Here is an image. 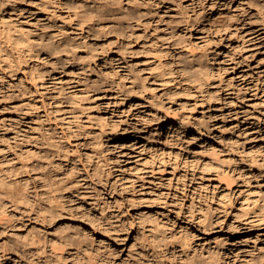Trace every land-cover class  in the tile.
<instances>
[{
  "label": "rangeland",
  "instance_id": "rangeland-1",
  "mask_svg": "<svg viewBox=\"0 0 264 264\" xmlns=\"http://www.w3.org/2000/svg\"><path fill=\"white\" fill-rule=\"evenodd\" d=\"M2 1L0 40H3L5 51L0 50V180L7 184L4 189L10 191L14 187H10L12 185L9 183L15 178L19 158L26 157L31 148V133H48L54 142H58L60 149L64 147L70 155L73 154L72 158H75V154L71 145L77 147L80 159L76 158L75 161L82 172L77 184L81 187L78 202L86 201L93 205L103 223L101 228L93 227L85 219L72 214L62 223L54 224L50 233L63 226L88 235L97 249L92 252L96 254L97 264H222L225 261L232 264L230 262L235 258L236 264H264V222L259 219V216L264 217V172L262 178L248 183L241 179L235 183H226L223 178L211 179L210 174L203 171L204 160L207 159L206 145L210 142L205 136L192 141L193 136L197 135L187 133L179 138L174 130L161 129L159 136H153L149 129L143 140L123 142V139L116 138L112 129L113 124L117 125L121 133L126 129L125 120L129 124L135 122L132 118L141 121L143 116L155 113L163 117L167 112L170 117L176 113L187 117L200 132H204L200 125L216 124L222 127L223 118H250V122L259 119V123L250 126L254 131L259 129L262 134L264 63L258 68L255 66L258 60L264 58V34L251 42L253 35L249 32L252 28H259L264 33V28L260 26L256 10L249 2L253 0H226V3L232 1L226 7L229 10L224 8V0H218L212 11L205 10L206 14L201 13L199 7H196L193 14H188L191 20H198L195 21L193 31L183 29L176 33L182 36L189 33L190 37L188 34L185 39L198 49H208L206 65L211 78L202 87L192 86V90L187 93L185 87L190 85L180 83L182 79L177 73L181 58L178 57L179 51L170 45L171 40L168 41L170 43L164 41L170 36L168 32H165V37L168 36L166 38L161 37L159 30L149 32L146 44L159 45V51L166 55L163 61L176 72L173 76L168 73L163 78H159L152 70V59L145 57L147 48H143L141 40L130 44L124 33L111 29L112 24H105V28L96 26L90 31L78 30V33L70 34L69 39L81 46L80 54L88 50L109 53L106 65L121 67L118 73L120 80L117 82L120 81L123 91L130 89L132 76L145 80L144 85L149 92L152 89V94L146 92L145 96L154 95L161 108L153 107L152 112L147 107L139 108L141 111L133 109L130 117L126 114L129 106L134 105L135 108L136 103L141 102L126 99L123 104L121 96L115 98L113 91L104 95L102 91H97L98 88L91 87L95 85L94 82L98 87L107 79V72L99 66L101 61L97 62L98 67L92 64L91 68L86 69L65 67L51 78H38L33 67L35 61L29 58L27 52L19 54L4 39L5 29L17 18L11 8L2 6ZM140 1L116 0V7L124 8L130 2ZM173 1L174 8L178 6L176 2L185 6L191 2ZM242 9L245 11L243 16ZM168 14V9L161 13L166 22L173 20ZM229 15L235 18L229 20ZM243 18L246 23L249 22L248 25H244V22L241 24ZM215 21L226 30L219 32L213 24ZM256 49L261 52L255 55V62L250 58L249 63L252 75L260 77L261 81L257 92L253 89L246 91L237 78V71L247 69L235 67V62L240 57L249 56ZM217 51L221 55L215 56ZM122 53L123 61L110 64L113 56L120 58L119 54ZM226 53L228 62L225 63L223 57ZM231 56L234 61L230 60ZM127 67L133 72L128 73ZM221 67H226L227 73ZM231 78L232 83L229 82ZM60 99L62 110L58 111L57 107L60 106L57 100ZM114 102L118 105H113ZM173 111L175 114L171 116ZM69 128L74 135L73 139L69 141L70 146H62L63 137L66 134L69 136ZM262 139L264 142V136ZM244 150L248 151L247 146ZM88 156V163L92 167L87 166ZM80 162L87 166L88 174H84ZM95 166H99L97 171L101 172L103 181L93 177ZM191 166L198 169L195 182L200 190V194L198 190L194 196L193 203L191 195H186V198L183 196L181 184L171 179L172 170L175 169L174 173L180 175ZM139 172L145 175L142 177ZM229 174L232 175V172ZM233 176L237 178V175ZM211 183H218L217 186L221 187H216L214 194ZM228 190L235 192L231 200L229 196H224ZM26 224L24 234L31 229V225ZM14 243L16 239L12 231L0 230V264H31L23 259L15 262V259L7 256L4 249ZM146 252H149L147 257Z\"/></svg>",
  "mask_w": 264,
  "mask_h": 264
},
{
  "label": "bare ground",
  "instance_id": "bare-ground-1",
  "mask_svg": "<svg viewBox=\"0 0 264 264\" xmlns=\"http://www.w3.org/2000/svg\"><path fill=\"white\" fill-rule=\"evenodd\" d=\"M210 1L197 0V2H194L191 0L187 6L182 5L181 2H176L178 6L174 8L175 2L173 0H141L138 3L130 2L129 5L123 8L122 6L116 7V0H3L2 6L5 5L11 8L17 18L13 24H9L8 29L4 28L6 30L4 39L9 45H13L19 54L27 52L29 58L35 61L33 67L38 78L42 80L51 78L54 73L65 67L86 69L91 68V64L98 67L97 62L101 61L102 64H99V66L103 68V71L107 72V79L103 80V83L98 87L96 82H94L96 86L91 87L98 88L97 91H102L103 94L105 93L104 95L113 91L116 95L115 98L121 96L120 100L123 99V104L126 99L141 102L140 104L136 103L135 108L134 105L129 106L126 114L130 117L133 109L137 110L147 107L148 111L152 112L153 107L156 109L161 108L157 104L154 95L145 96L146 92H149L144 85L146 81H141L137 76H132L133 84L131 83L130 89L123 91L120 81L117 82L120 80L118 73L121 67L114 68L112 65L109 67L106 65L107 54L109 53L107 51L88 50L80 54L81 46L70 40L69 35L78 33V30L79 32H83L85 29L90 31L96 26L105 28V24H112L111 29L121 34L124 33L130 44L141 40L143 48H147L145 57L152 59V70L157 73L159 78H163L168 73L173 76L172 74L176 72L171 69L166 61H163L166 55L159 51V45L153 43L147 46L146 44L149 32L159 30L163 38L168 37H165V32H168L170 36L164 41L168 42L171 40L172 44L170 45L179 51L178 57L180 56L181 58L178 61L177 73L180 74L179 77L182 79L180 83H189L190 87H185V93H187L192 90V86L202 87L209 80L211 75L209 76V67L206 65L209 51L203 47L198 49L191 41L187 40V38L185 39L189 33L182 36L180 33V35H177L176 32L177 30L181 32L183 29V31L192 30L197 19L191 20L189 17L191 14L189 13L193 14L196 7H199L201 9L199 11L203 14H206V9L212 11L219 1ZM224 1V8L228 7L232 2L226 3V0ZM249 2H251L252 8L256 10L255 14L260 20V26L264 28V0ZM164 9L165 11L168 9L170 12V15H168L173 18V20H169L170 22H166L165 17L162 18L161 16ZM241 11V16H243L245 11L244 9ZM229 16V20L235 18L234 15ZM196 18L199 17L196 16ZM245 20V18L240 20L241 24L244 22V25H248L249 22L246 23ZM213 24L219 32L226 30L216 21ZM261 30L259 28L258 30L256 28L250 30V35H253L251 42H255V40L263 36L264 33ZM2 42L3 40H0V50L4 52ZM256 50L251 52L249 56L242 59L240 57L239 60L236 59L235 62V67L239 66V69H247L237 71V78L241 81L242 88H245L246 91L253 89L257 92L261 81L260 77L255 78L252 75L249 63L250 58L254 59L253 62H255V55L261 52ZM227 53H229V50H227ZM227 53L223 57L225 63L228 62L226 60ZM218 55L221 54L217 51L215 56ZM119 56L120 58H114L113 56L110 64L124 60V53L119 54ZM232 56L230 60L234 61L235 59ZM263 63L264 58L258 60L255 67L258 68ZM221 70L226 73L228 71L226 67ZM126 71L128 73L133 72L128 67ZM232 81L233 78L229 82L232 83ZM151 92H149L150 95L152 94ZM57 104L60 106L57 107V110L61 111V99L60 101L57 100ZM113 105L117 106L118 104L114 102ZM107 110L108 107L106 108ZM139 110L141 111V109ZM167 110L165 109L164 111ZM173 112L170 113L171 116L175 114ZM168 115L167 112L163 117L152 113L143 116L141 121H136V118H132L131 120H135V122H129V124L125 120L126 129L122 130L121 133L117 130V125L113 124L112 129L116 138L123 139V142L131 139L134 141L143 140L144 134L149 132V129H151L150 134L153 133V136H159L161 129L174 130L179 135V138L184 137V134L187 133L189 135H197L193 136L194 138L192 137V141L205 136L210 142L206 145L205 157L207 159L204 160L203 171L210 174L209 178L216 180H222L221 178H223L226 183H235V181H238L237 179H241L244 182L247 180L248 183L263 177L264 142L262 138L264 132L261 134L259 129L254 131V128L250 126V124L259 123L258 118V120L253 119L251 122L249 121L250 118H237L235 116L236 118L229 119L230 121L223 118L221 121L223 123L222 127H217L216 124L212 126L208 124L200 125L204 131L200 132L197 127L190 123L187 117L178 116L177 113L172 117ZM229 125L231 126L228 128ZM34 134H37V136H34ZM68 135L66 134L63 137L62 146H70L69 141L74 136L70 128ZM255 135L257 137H254ZM64 141L66 144H64ZM30 143L31 148L27 156L19 158L18 169L14 174L15 178L9 183V185H12L10 187L14 186L13 189L10 191L5 190L4 187L7 184L4 183V180H0V230L7 229L12 231L16 239V243L10 245L4 251L7 256L15 259V262L17 259H23L31 264H97L96 254L92 253L97 249L93 246L88 235L81 233L77 229L63 226L58 231L50 233L54 224L62 220L65 221L72 214L85 219L93 227H103L102 219L97 209L86 201L78 202L79 195H81V187L77 184L79 177H82V172L75 161L76 158L80 159L77 147L71 145L75 154V158H72L73 154L70 155L68 151L64 150V147L60 149L58 142H54L52 136L39 131L31 133ZM246 146L247 152L244 150ZM88 160L89 156L87 163ZM87 166L92 167L90 163ZM87 166L80 162V167L84 174L89 173ZM97 169H99V166L93 168V177L103 181L101 172L97 171ZM175 171V169L172 170L171 179L174 178L177 183L181 184L183 196L186 198V195H191L190 198L193 203L194 196L196 197L199 190L195 182L198 169L196 166H191L188 171L185 168L180 175L174 173ZM229 172H232V175ZM139 174L142 177L145 175L143 172H139ZM234 174L237 175L236 179L233 176ZM217 185L218 183L215 185L211 183L213 187L212 194L216 191V187L218 189L221 188ZM225 193V198L229 196L230 200L232 195H235V192L231 190ZM9 206H11L12 211L9 210ZM259 219L264 222L263 216H259ZM26 223L31 225V229L24 234ZM148 254L149 252H146L145 257ZM235 259L230 263L236 264ZM154 264L156 263L154 262ZM159 264L164 263L161 262ZM222 264H229V262L225 261Z\"/></svg>",
  "mask_w": 264,
  "mask_h": 264
}]
</instances>
